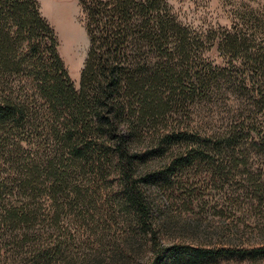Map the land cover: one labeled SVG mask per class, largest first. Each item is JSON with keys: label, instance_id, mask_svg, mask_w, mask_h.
<instances>
[{"label": "trees", "instance_id": "obj_1", "mask_svg": "<svg viewBox=\"0 0 264 264\" xmlns=\"http://www.w3.org/2000/svg\"><path fill=\"white\" fill-rule=\"evenodd\" d=\"M80 4L89 48L77 88L40 1L0 0V244H8L0 248V264H76L70 239L59 236L68 230L64 213L67 207L76 212L90 238L98 226L105 228L111 186L104 181L111 169L120 178L116 190L123 222L150 228L153 264H195L222 256V249L162 247L144 189L205 152L204 146H215V135L195 138L193 151L181 148L162 174L139 171L148 156L138 146L145 139V124L169 123L173 109L185 116L189 99L215 92L217 70L204 57L208 34L183 24L168 0ZM240 39L226 31L218 44L238 53L245 49ZM245 50V65L253 62L252 77L230 83L242 93L258 90L264 99V47ZM188 132L164 127L155 153L165 154L174 142L182 146ZM37 138L55 145L42 150ZM250 139L264 150V134ZM62 195L65 205L42 201ZM68 227L74 229L70 222Z\"/></svg>", "mask_w": 264, "mask_h": 264}, {"label": "rangeland", "instance_id": "obj_2", "mask_svg": "<svg viewBox=\"0 0 264 264\" xmlns=\"http://www.w3.org/2000/svg\"><path fill=\"white\" fill-rule=\"evenodd\" d=\"M39 1L43 15L57 32L60 54L79 88L89 48L80 0ZM168 3L183 24L208 34L209 39L203 44L204 57L217 70L216 90L189 99L185 116L173 109L168 114L169 123L158 120L157 125L145 124V139L138 146L148 156L139 171L143 176L168 171L181 148L195 150L194 139L200 136L215 135L212 140L215 146L208 149L204 146L205 152L193 156L189 163L174 166L166 176L145 185L151 218L160 226L162 247L192 245L225 250L222 256L195 264H264V150L250 142L255 133L264 134V99L259 97L258 90L242 93L230 83L243 76L252 77L253 62L246 63L247 67L243 60L246 48L264 47V0H168ZM226 31L238 35L245 49L238 53L223 49L218 42ZM148 54L152 52L149 50ZM20 80L18 77V84ZM164 127L189 132L187 140L180 142L182 146L174 142L165 154H158L155 152L159 132ZM229 131L233 132V140L228 137ZM36 140L42 150L55 145L54 141ZM105 176L104 184L111 186L110 203L104 211L105 228L98 226L94 229L96 236L88 237L89 229L81 227L77 213L67 207L62 222L68 230H62L59 236L65 233L70 239L76 264H82V260L83 264H153L155 254L148 224L123 222L116 190L120 178L114 169ZM61 198L63 195L42 201L65 205V198ZM13 199L16 201V197ZM69 222L74 229L68 227ZM81 241H85L82 247L78 246ZM7 245L0 244V248ZM184 264L193 263L188 260Z\"/></svg>", "mask_w": 264, "mask_h": 264}]
</instances>
